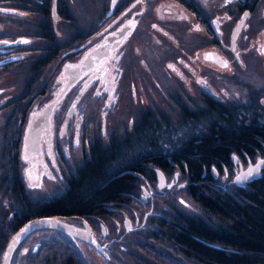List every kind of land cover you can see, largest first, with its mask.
Wrapping results in <instances>:
<instances>
[{
    "label": "flooded vegetation",
    "instance_id": "1",
    "mask_svg": "<svg viewBox=\"0 0 264 264\" xmlns=\"http://www.w3.org/2000/svg\"><path fill=\"white\" fill-rule=\"evenodd\" d=\"M11 2L0 0V14H8L3 13L6 10L23 11L37 26L29 28L16 22L14 26H4L0 22V66L17 63L21 57L26 60L34 57L32 50L24 51L30 48L29 40L16 42L5 32H41L40 51L44 49L42 32H45L41 26L47 19L57 42L52 46L56 53L48 64L49 73L40 70L33 88L25 97L22 95L25 108L35 96L44 97L32 111H41L51 103L48 124L38 136V151L28 153L24 148L26 125L24 129L17 128L11 141L16 160H20L17 162L21 164L19 176L24 189L45 182L43 185L48 188L52 184L57 186L49 188L53 194L64 192L78 171L102 151L109 155L107 159L113 160V165H118L115 171L129 173L135 180L130 192L135 199L126 209L132 221L129 230L138 233L144 228L148 214H160L162 202L165 197L169 199L167 191L173 185V179L164 174L165 183L156 186L159 190L155 188L153 193L147 190L144 198L140 195L142 184L148 185L141 182L139 171L143 147L152 148L150 155L164 156L168 164H173L172 149L183 147L185 139L197 130L185 127V112L202 109L205 100L246 106L247 113L253 107L264 108V89L256 85L264 68L255 65L253 58L244 60L254 55L248 47L250 40L264 43V0H103L101 22L91 28V32L100 31L90 40L78 41L77 35L74 39L71 36V55L64 56L66 62L61 68L65 48L62 35L67 32L58 28L62 34H57L52 22L56 16L59 20L61 17L72 20L67 0H36L37 5L35 2L25 7ZM46 9L50 11L48 16ZM128 23L129 33L119 43L66 84L69 75L63 72V66L77 65L103 35ZM257 45L254 44L264 48ZM44 56L39 55L40 62ZM241 62H245L246 72L252 69L251 79L239 84L235 79L233 85L226 84L224 88L222 78L233 69L236 77L235 70ZM191 83L194 88L190 91L187 85ZM158 148L165 151L159 152ZM19 151L21 155L17 157ZM231 158L237 162L235 155ZM257 158L245 163H253ZM150 194L154 197L149 200L150 209L145 210L143 206ZM160 194L163 196L158 201ZM111 222V231L120 234L124 230L118 218H112ZM101 231L104 233L93 234L107 250L115 235L109 233L107 226ZM74 244L78 241H73Z\"/></svg>",
    "mask_w": 264,
    "mask_h": 264
},
{
    "label": "trees",
    "instance_id": "2",
    "mask_svg": "<svg viewBox=\"0 0 264 264\" xmlns=\"http://www.w3.org/2000/svg\"><path fill=\"white\" fill-rule=\"evenodd\" d=\"M10 1L18 7L36 2ZM19 12L4 11L8 14H0V22L4 26H14L16 22L36 28L35 20ZM45 14L50 15V11L46 9ZM41 27L45 32H42L44 49L40 51L38 36L41 32H5L10 36L24 35L31 45L28 50H32L34 56L29 62L21 57L17 63L0 66L3 69L0 78L6 73L13 77L21 75V81L11 84L16 94L6 101L10 113L5 124L13 121L16 127L22 125L23 96L33 88L39 71L48 66L56 53V48L52 47L57 44L56 36L49 21L46 19ZM40 54H45L42 62ZM246 110V106L205 100L202 109L185 112V127L197 130L185 139L183 147L172 149L173 164H168L164 156L150 155L152 148H142L141 182L154 184L155 168H160L173 181L177 180L176 190L185 192L195 208L177 205L181 197H169L170 201L165 198L158 211L160 214H148L144 228L138 233L111 231L112 218L121 221L123 213L129 215L126 208L135 199L130 194L135 180L129 173L115 171L118 165H113L111 158L107 159L109 155L99 151L68 182L64 192L30 197L20 181L16 154L5 152L0 164V186L10 200V208L0 212V259L8 239L26 219L60 215L84 218L93 233H100V224L107 225L109 233L115 235L107 249L110 258L113 254L117 256L115 264H264V166L255 178L245 182L221 179L223 172L232 174L240 163L244 165L255 157L264 156V108L253 107L250 113ZM163 150L158 148L157 151ZM233 155L237 162L232 161ZM40 232L51 235L40 238L35 246L29 245L21 256L24 264H87L66 236L52 231Z\"/></svg>",
    "mask_w": 264,
    "mask_h": 264
},
{
    "label": "rangeland",
    "instance_id": "3",
    "mask_svg": "<svg viewBox=\"0 0 264 264\" xmlns=\"http://www.w3.org/2000/svg\"><path fill=\"white\" fill-rule=\"evenodd\" d=\"M102 1L103 0H67L68 6H69V11L72 14V18H70V19H72V20L66 21L67 19H65L63 17H61V20H59L60 17H58V16H56L55 20H53L52 24H53L55 30L57 31V34L61 35L62 32L63 33L67 32V35H65V34L62 35L61 43L63 44V46L65 48L62 51L60 68L66 62L64 56L69 57L71 55L70 47H69V44L71 43V38H70L71 36L74 39L77 35L79 37L78 41L90 40V39L94 38L93 36L96 34V32L100 31V29H98L95 32H91V28H93L96 24L101 22V11H102L101 2ZM58 28H60L62 30V32H59L57 30ZM261 34H263V32ZM254 44L262 45L264 47V43H261L260 41H256L255 39L250 40V42L248 43V47L251 51H254V55L252 57L245 58L244 60L248 61L251 58H253L252 61H254L255 65H258L259 67L264 68V48L255 47ZM25 50H28V49H25ZM28 62H29V60H28ZM19 66L23 67L25 65L19 64ZM0 70H3V69H0ZM44 70H47V73H49V71H50L49 65L46 68H44ZM12 71L15 72L14 70H12ZM235 71L237 73L236 77H234L235 73H234V69H233V71L230 74H227L224 79L222 78V86L224 88L227 87L226 84L233 85L235 83V79L237 81H239L237 84L245 82V81H249L251 79L250 75H251L252 69H250L246 72L245 71V62H241V63L237 64ZM241 73H247V74H241ZM253 76H252L253 81L256 82L257 80ZM20 78H21V75L19 77H17V76L13 77L12 75L10 76V74H7V73L3 74L0 78V164L4 160L5 152H7L8 155L13 153L12 147L10 148V145L12 146V142H11L12 137H15L16 132H18L17 128H21V129L23 128L24 129L29 113L32 112V110H35L36 108H38L40 106V104L42 103V100L44 99V97L35 96L34 99L32 101H30L28 107L25 108L26 113H25V116L23 118L22 125L20 127H16L13 124V121L10 122L11 124H7V123L5 124L4 122L6 120L7 114L10 113L9 106L6 104V101H8V98H10V95L13 94V89H14V87H12L11 84H12V82L17 83V82L21 81ZM243 79H244V81H242ZM8 84H10L11 88ZM258 84H260V87L264 89V70H263V77L260 79V81L258 83H256V85H258ZM22 86H23V84H22ZM187 87L190 91L194 88L192 83L187 85ZM17 91H19V90H17ZM25 101H29V100L25 99ZM22 104H23V102H22ZM10 116H12V115H10ZM19 146H20V144H19ZM15 148H14V150H15ZM20 155H21V151H19V156H17V157H20ZM17 161L20 162V160H17ZM0 170H1V165H0ZM221 179H223L225 182L230 181V180L233 181V173L229 174L225 171V173L223 172L221 174ZM32 181L33 180H31V178H30V182H32ZM43 184H40L39 186H30V187L26 186L25 189L30 194L29 195L30 197H39V196L43 197V196H50L53 194L49 188H56L57 187L55 184L54 185L52 184V186H50L48 188V186H44ZM177 184H178L177 180H175L173 182L172 192L167 191V193L169 194L167 196V198H169V197H173V198L174 197H181L182 200L176 201L177 205L195 208V205L190 200V198H188L185 195V192H182L181 190L180 191L176 190ZM142 185H143L144 190H146L147 194H148L147 190L149 192H152V193L155 191L156 183H154V184L148 183V185L144 183ZM45 188H47V189H45ZM174 190H176L177 192L173 193ZM3 193H4L3 187L0 186V212L1 211H7L8 208H10L9 207L10 200L7 197V195H5ZM140 193H141L140 195H144V196L146 195V193L144 194L143 190H141ZM157 196H158L157 197L158 201H160L161 197L163 195L160 194ZM153 197H154L153 194H152V196L150 194L147 197V201L145 202V205L143 206V208H145V210L150 209L149 200ZM168 201H170V200H168ZM132 204H133V202H131V205ZM143 208H141V209H143ZM126 215L128 216L127 213H126ZM0 216H1V214H0ZM9 216H7L6 219H8ZM40 231H49V230L35 231L30 236H28L24 240V242L15 250L14 255H13V259H12L14 262L12 261L11 264H24V262L21 258L22 254H23L22 253L23 248H25V250L27 251L29 248V245L32 244V246H35V244L37 243V241L40 238L48 237L51 235L50 232L44 233V232H40ZM51 231H53V230H51ZM32 249H34V247ZM76 250L84 256V258L88 264H115L114 258L117 259V256L115 254H113V256L111 255L112 258H110L108 263H107V261H105V259L102 255H100L94 249L90 248L88 245H86L80 241L77 244Z\"/></svg>",
    "mask_w": 264,
    "mask_h": 264
},
{
    "label": "water",
    "instance_id": "4",
    "mask_svg": "<svg viewBox=\"0 0 264 264\" xmlns=\"http://www.w3.org/2000/svg\"><path fill=\"white\" fill-rule=\"evenodd\" d=\"M131 28V24L127 26L120 25L114 31L109 32L98 41V43L90 49L81 61L75 66L66 65L63 67V72L69 75V79L66 82L69 83L75 79L86 68L95 63L100 57L108 53L114 45L119 43L128 33ZM51 109V103H47L41 111H34L30 113L26 132L24 136V148L26 152L38 151V136L43 126L48 124L49 113ZM264 166V158L257 159L254 163L248 164L245 168L239 169L234 175L235 181H244L255 178L259 169ZM251 169H258L253 172L251 176H247V173ZM157 184L160 186L163 184L164 177L160 169H156ZM240 178V179H238ZM143 192H146L143 189ZM124 227L129 228V218L124 217ZM40 229H52L60 233L65 234L72 241L76 242V239L83 240L91 244L96 250H98L104 257L107 253L104 251L102 245L94 238L91 229L87 221L80 218L79 221L66 216L59 215H40L25 220L10 236L8 239L0 260V264H11V260L15 250L24 242V240L34 231ZM23 248L22 251H24Z\"/></svg>",
    "mask_w": 264,
    "mask_h": 264
},
{
    "label": "snow or ice",
    "instance_id": "5",
    "mask_svg": "<svg viewBox=\"0 0 264 264\" xmlns=\"http://www.w3.org/2000/svg\"><path fill=\"white\" fill-rule=\"evenodd\" d=\"M114 2H115V0H114ZM245 16H247V13H245ZM225 66H227L226 62H225ZM257 170L258 169H251V170H249V172L247 173V176H251L253 174V172H255ZM238 179H240V178H238Z\"/></svg>",
    "mask_w": 264,
    "mask_h": 264
}]
</instances>
